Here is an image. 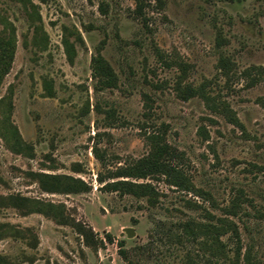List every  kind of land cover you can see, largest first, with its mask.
Masks as SVG:
<instances>
[{"label":"rangeland","instance_id":"rangeland-1","mask_svg":"<svg viewBox=\"0 0 264 264\" xmlns=\"http://www.w3.org/2000/svg\"><path fill=\"white\" fill-rule=\"evenodd\" d=\"M32 2L45 34L39 46L21 3L0 0V33L10 22L16 38L0 85V198L52 204L57 209L49 215L66 224L0 201V256L12 264H233L237 257V264H264V110L257 103L264 82L250 87L241 75L264 67V0H143L141 15L134 0ZM221 57L231 63L228 76ZM97 58L113 70L115 88L93 79ZM201 84L228 104L241 127L199 97H178L179 87ZM158 132L201 193L177 190L163 177L124 179L150 184L159 194L155 206L103 191L98 176L145 158V136ZM17 142L29 149L16 151ZM34 174L68 176L87 190L43 192ZM221 220L235 225L238 238L227 229H183L221 227Z\"/></svg>","mask_w":264,"mask_h":264},{"label":"trees","instance_id":"trees-1","mask_svg":"<svg viewBox=\"0 0 264 264\" xmlns=\"http://www.w3.org/2000/svg\"><path fill=\"white\" fill-rule=\"evenodd\" d=\"M15 1L21 3L30 21V26L33 32V44L35 46L43 44L45 41V34L42 27L41 17L38 13V6L35 5L32 0ZM39 1L41 3L46 2V0ZM134 2L136 5L135 11L141 15L142 10L145 7L143 0H134ZM100 11L103 14L105 12L104 9H102V6L100 7ZM3 25L4 27L2 29V32L0 33V85L3 78L9 73L11 69L16 49L15 31L12 24L10 22H3ZM63 45L67 54H70L73 46L66 38L63 39ZM69 61H71L70 57ZM218 64L219 68L222 70V73L228 76L231 69L230 61L224 57H221ZM241 75L243 78L247 79L248 86L253 87L260 82H264V67H250L244 70ZM92 77L97 81V84L102 89H112L116 87L117 78L113 70L108 65V63H106L101 58H97L93 61ZM44 83V89L47 91V95L51 97L53 94L51 93L50 84L46 81ZM178 92V97L181 100H188L192 97H199L210 111L223 116L230 123L241 127V124L238 122L235 114L229 108L228 104L225 101L219 100L208 94L206 90V84H201L196 88L186 85L182 88L179 87ZM257 103L264 110V99L259 100ZM145 137L146 142L150 148L148 155L145 158L135 161L129 166L119 168L115 171H109L108 175L105 177L99 175L98 182L101 184L106 182L102 187V190L108 193H119L120 195L131 194L139 198L144 197L146 198L147 203L150 206H155L158 202L159 194L150 184H136L133 182L125 181L124 179H146L163 177L165 184L170 187H174L175 189L180 191L200 194L201 191L194 188L190 180L185 176L183 171L175 162V160L179 159L180 156L177 152H175V150L167 145L164 132L151 133L146 135ZM17 147L18 149L16 151H20L21 148L29 149L26 144H21L18 142ZM94 153L99 161H101V165L106 166L104 160L102 159L100 154H98L97 150H94ZM73 171L78 172L79 170L78 168H74ZM34 176L37 177V181L43 192L75 194L79 192H85L87 190V187L83 184V182L68 176H55L46 174H34ZM0 201H4L5 205L8 207L16 208L22 215L37 212L44 214L47 217H51L60 224H66L65 219L62 216H59L58 220V218L49 215L51 211L57 209L56 206L52 204L43 206L42 204H40V202H32L29 203L30 207H27L22 206L23 203L26 204V200L19 198L14 199L13 197L0 198ZM240 201V195H237L231 202L229 213H231L232 215L236 214V211L240 208ZM18 202L19 204H14ZM221 223V227H216L213 225H199L196 226L197 229L194 231L189 224H186L183 226V229L191 235H195L196 231H199L200 233L207 232L212 235L217 231H222L223 229V231L229 230L235 238H238L237 228L231 221L221 220ZM7 227H9V229L12 230L13 233H15V236L24 238V235L21 231L15 230L11 226ZM4 228H6V226H4ZM25 231L30 230L26 229ZM80 233L85 236L83 230H81ZM30 239L31 242L29 244V247L35 248L37 245V238H35L34 236H30ZM107 239L109 242H111L109 236H107ZM120 247H122V244H120ZM119 253L123 258H125L123 250H120ZM237 261L238 257L233 264H237ZM0 264H12V262L8 258L0 256ZM128 264L133 263L130 262Z\"/></svg>","mask_w":264,"mask_h":264}]
</instances>
